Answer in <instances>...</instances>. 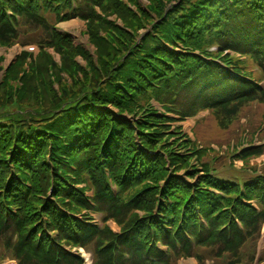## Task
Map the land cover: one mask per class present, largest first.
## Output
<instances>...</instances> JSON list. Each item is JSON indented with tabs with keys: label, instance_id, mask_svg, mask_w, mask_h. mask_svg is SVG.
Here are the masks:
<instances>
[{
	"label": "trees",
	"instance_id": "16d2710c",
	"mask_svg": "<svg viewBox=\"0 0 264 264\" xmlns=\"http://www.w3.org/2000/svg\"><path fill=\"white\" fill-rule=\"evenodd\" d=\"M152 1L160 19L169 5L173 10L158 24L161 37L150 33L123 69L81 87L90 86L72 102L67 95L52 100L68 107L51 118L48 108L0 115V262L83 264L72 252L81 247L92 251L94 264H176L182 257L252 263L264 228V174L243 186L219 178L203 161L207 150L174 125L205 111L228 125L246 107L264 105V0ZM73 2L0 0V45L37 44L39 58L54 49L65 64L77 56L87 61L86 50L57 27L79 19L106 51L100 27L119 32L118 45L134 47L136 35L104 15L137 18L130 2L146 17L138 0ZM28 59L18 58L7 80L25 86L30 77L12 72ZM33 83L40 106L35 86L43 82ZM169 137L178 139L175 147H167ZM262 155L264 147L249 148L237 158L250 167ZM92 214L102 216V229Z\"/></svg>",
	"mask_w": 264,
	"mask_h": 264
},
{
	"label": "rangeland",
	"instance_id": "374dc122",
	"mask_svg": "<svg viewBox=\"0 0 264 264\" xmlns=\"http://www.w3.org/2000/svg\"><path fill=\"white\" fill-rule=\"evenodd\" d=\"M138 2L143 12L147 14L146 17L130 2H127V5L138 19L128 18L125 22L117 18L116 15L106 17L103 12H100L104 15V20L114 23L119 29L125 30L129 34L134 33V35H136L133 48L123 42L122 44L118 42L119 45L115 42V40L122 38L118 36L119 32L100 27L96 32H99V36L103 41L105 39L109 42L107 44L110 48L106 51L107 46L104 47V42H102V46L100 44L97 45L98 43L95 44L94 41H92L86 23L79 20L62 23L59 26V29L62 32L67 33L74 40L75 46H81L86 50V55L89 59L87 60L85 58L87 60L85 61L84 58L80 56H77L76 58L72 57L65 64L61 55H59L54 49H50L42 58H39V56L37 58L28 59L27 63L24 64L23 69H21L18 64L14 67L12 75L16 76L17 74L20 75L26 73V76L30 77L25 86H23V83L9 80L10 78L7 80L5 77L6 73L16 64V60L22 57V49L17 45L7 47L0 45V115L15 114L17 112L31 109L39 110L41 108H48L47 110L51 109L48 114L49 118H51L60 105H62L61 109L56 112H62L63 109L68 107L64 102L55 107L51 102L52 100L56 98L58 99L57 101H62L64 96L67 95L68 99L66 100L71 98L69 102H72L78 92L82 89L89 88L90 86L85 88L81 87L88 85L90 82H92L91 84L100 82L101 80V82H103L107 72L112 71L111 74L115 75L114 71L123 69L126 59L131 58V54H137V48L142 45L150 33H154L158 38L161 37V35L157 33L158 24L163 20H166L167 15L173 10V6L169 5V3L165 15L160 19L153 10L155 7L154 1L138 0ZM176 5H180V2ZM150 17H153L154 19L151 22L149 21ZM127 26L132 30L127 28ZM161 39V43L165 44V40L163 38ZM103 48L105 49V53L101 55ZM74 61L82 67L80 73L77 68H75ZM35 78L37 80L39 78L43 82V85L38 87L35 86L38 90L37 96L40 106L35 105V90L29 86L33 83ZM115 79L119 81V75L117 73ZM16 82L17 85L15 86L14 83ZM19 87H22V89L17 93L16 90ZM4 93H6V95ZM16 93L18 94V97H16ZM18 98H20L19 101L23 99L24 103H22V105H20V102H17ZM6 101H8V103H6ZM10 101H13L14 103L12 102V104ZM74 108L76 109L77 105ZM70 109L71 108L67 110ZM157 110L161 111L160 108H157ZM143 116L142 114H139L136 118L144 119L145 117ZM210 117V114L205 113L201 115L200 118L197 117L196 120L190 119L178 125L179 127H182V131H184L186 135L198 142L199 147L207 150V154L204 156L203 161L209 163L214 169H216L220 176L227 178H237L241 174L244 178H248L251 176L248 172L252 167L260 172H264V158L255 162H252L251 160L249 161L250 163L248 162L250 167L245 164L244 168H242L243 164L239 160L236 162L231 158L232 153L229 149L230 145L235 144L239 146L245 137L251 140L256 134L259 135L260 143L264 142V105L254 104L246 107L238 121L228 125H221L220 120L217 121L215 116H212V119ZM124 119L128 122H132L129 117ZM198 120L200 121L196 124V121ZM164 135L170 136L171 133ZM167 140H172L171 145H167L168 148L174 146L178 141V139H175L174 137H169ZM230 163L232 165H230ZM262 242L261 247L258 249V253L260 257L264 258V238ZM251 250H256V245L254 249L253 244ZM1 254L2 251L0 248V256ZM88 256L89 260L87 261V264H92L91 254ZM211 263L212 260H205L199 264ZM179 264L198 263L195 260H187ZM245 264L250 263L245 261Z\"/></svg>",
	"mask_w": 264,
	"mask_h": 264
}]
</instances>
